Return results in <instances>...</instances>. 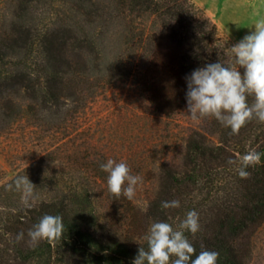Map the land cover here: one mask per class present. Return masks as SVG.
Masks as SVG:
<instances>
[{"label":"trees","instance_id":"1","mask_svg":"<svg viewBox=\"0 0 264 264\" xmlns=\"http://www.w3.org/2000/svg\"><path fill=\"white\" fill-rule=\"evenodd\" d=\"M9 13L31 19L8 28ZM57 42L76 43L133 77L177 141L151 189L138 190L148 183L141 180L131 201L108 192L100 165L110 158L102 152L90 161H75L73 153L65 159L92 168L94 174L77 179L55 176L53 160L44 157L19 166L0 186V264H132L139 247H147L143 237L153 221L175 228L193 210L200 230L185 234L197 254L203 246L219 254L217 264H264V123L254 119L232 134L214 118L186 113V76L219 60L238 67L235 44L207 12L193 0H0V134L27 113L35 116L17 109L12 96L25 93L36 103L45 92L53 99L51 77L63 57ZM156 146L150 160L156 161ZM252 149L261 163L242 178V157ZM26 176L35 186L30 190L16 183ZM171 200L180 207L161 208ZM44 215L63 217V235L33 244L28 231Z\"/></svg>","mask_w":264,"mask_h":264},{"label":"rangeland","instance_id":"2","mask_svg":"<svg viewBox=\"0 0 264 264\" xmlns=\"http://www.w3.org/2000/svg\"><path fill=\"white\" fill-rule=\"evenodd\" d=\"M193 1L234 44L264 20V0ZM30 19L23 21L9 13L7 26L15 22L20 27ZM39 20L36 17L34 21ZM71 42H57L55 47L63 57L56 61L51 77L52 100L45 92L36 103L25 93L12 96L17 109L34 112L35 116L27 113L10 133L0 134V186L33 157L53 160L51 173L55 176L77 179L92 175L90 166L68 165L65 159L74 154L75 161H90V155L102 152L117 162H126L132 174L141 177V183L148 182L138 190H150L158 165L170 157L168 150L177 141L169 139L168 118L153 110L133 77L122 75L108 59L100 61L93 51L78 49ZM48 78L40 77V81ZM154 146L158 150L156 161L147 156Z\"/></svg>","mask_w":264,"mask_h":264},{"label":"clouds","instance_id":"3","mask_svg":"<svg viewBox=\"0 0 264 264\" xmlns=\"http://www.w3.org/2000/svg\"><path fill=\"white\" fill-rule=\"evenodd\" d=\"M250 34L245 35L230 50L233 67L219 60L193 70L185 77L187 84L186 113L192 120L214 118L232 134L252 120L264 123V20L258 21ZM244 71L241 73L239 70ZM251 98V102H250ZM232 161H230L231 163ZM261 163V153L252 149L242 157L239 175L247 178V167ZM107 175L108 192L119 200L131 201L141 177L133 175L126 162L108 159L100 165ZM17 185L35 187L28 177H20ZM180 207L178 200L162 201V209ZM200 230L198 214H186L174 228L167 221H153L143 239L147 247L140 246L132 264H217L219 254L203 248L197 254L186 232L195 235ZM64 232L63 217L44 215L28 231L33 244L40 240L60 239ZM23 233L17 239H22ZM194 257V258H193Z\"/></svg>","mask_w":264,"mask_h":264}]
</instances>
